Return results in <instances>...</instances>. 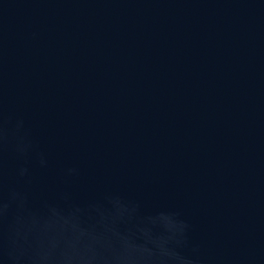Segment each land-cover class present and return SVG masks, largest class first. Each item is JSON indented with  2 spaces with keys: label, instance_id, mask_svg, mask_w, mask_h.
<instances>
[{
  "label": "water",
  "instance_id": "water-1",
  "mask_svg": "<svg viewBox=\"0 0 264 264\" xmlns=\"http://www.w3.org/2000/svg\"><path fill=\"white\" fill-rule=\"evenodd\" d=\"M0 264H264V0H0Z\"/></svg>",
  "mask_w": 264,
  "mask_h": 264
}]
</instances>
